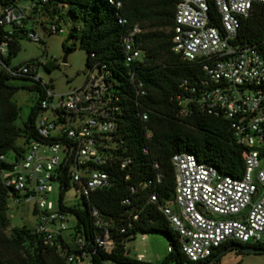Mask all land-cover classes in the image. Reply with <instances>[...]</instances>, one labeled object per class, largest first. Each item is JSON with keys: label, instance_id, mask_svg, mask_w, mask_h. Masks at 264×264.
<instances>
[{"label": "built area", "instance_id": "built-area-1", "mask_svg": "<svg viewBox=\"0 0 264 264\" xmlns=\"http://www.w3.org/2000/svg\"><path fill=\"white\" fill-rule=\"evenodd\" d=\"M50 1L37 0L29 6L0 5V27L6 40L0 42L1 60L8 56L15 33L41 42L27 18ZM109 2L114 4L113 0ZM212 2L220 17V29L212 25L208 0H178L172 29L173 51L188 62L200 64L205 79L200 80L198 89L190 90L188 98L178 96L176 101L181 118L197 109L230 122L235 142L243 149L245 171L241 179H234L200 163L193 155L173 158L175 197L171 204L160 205L159 211L177 236L180 251L192 263L205 262L231 243L257 246L264 234V42L260 48L240 46L236 40L242 20L251 16L256 5H264V0ZM40 28L44 30V25ZM47 30L50 34L66 33L57 22ZM140 32L136 26L122 40L127 67L144 61V52L135 40ZM1 65L12 77L42 82L40 62L18 68L6 66L3 61ZM90 72L81 89L66 94L47 89L36 120L39 140L28 142L21 157L0 156V163L7 166L1 172V180L9 190V204L33 206L34 232L68 264H94L92 255L96 251L85 250L80 236L65 235L70 228L69 213L63 210L68 207L64 197L73 190L75 199L89 202L93 193L112 186L103 167L112 165L117 121L123 115V108L111 92L110 72L105 67H94ZM131 79L134 82V74ZM135 88L137 97L146 95L142 83L135 84ZM138 116L144 124L148 123L147 114ZM150 136L148 132L147 137ZM131 163L122 161L121 168ZM65 176L70 177L69 190L62 181ZM55 184L59 193L57 205L49 200ZM150 202H158L156 195L150 197ZM124 203L130 205L129 200ZM92 216L96 227L102 228L97 209L93 208ZM109 235L105 230L95 241L97 248L107 254L114 248Z\"/></svg>", "mask_w": 264, "mask_h": 264}, {"label": "trees", "instance_id": "trees-1", "mask_svg": "<svg viewBox=\"0 0 264 264\" xmlns=\"http://www.w3.org/2000/svg\"><path fill=\"white\" fill-rule=\"evenodd\" d=\"M30 1L31 4L37 2ZM113 2L112 5L109 0H51L49 4L42 5L40 12L35 9L27 18L29 24L41 17H49L57 23L71 18L69 36L63 44L65 55L79 48L86 54L89 71L94 67H105L111 74V92L123 108V115L117 121L116 149L111 151L112 165L103 167L111 177L112 186L93 193L89 202L82 201L80 206L63 208L76 218L73 238L80 236L85 250L96 251L92 255L94 264H141L130 259L126 253L127 243L133 241L137 234L166 237L172 251L161 264H216L228 251L245 253L243 249L264 248L263 244L243 246L231 243L200 263L188 261L180 251L177 236L159 211L160 205L171 204L175 197L173 158L176 155H193L200 163L216 168L222 175L241 179L245 171L243 149L236 144L229 121L197 109L185 118L179 115L176 98H188L190 90L198 89L205 75L200 64L188 62L173 51L172 29L178 0ZM208 2L212 25L220 29L219 14L212 0ZM0 5L16 6L17 0H0ZM136 26L141 29L135 38L136 46L144 52V61L127 67L122 40ZM3 35L4 29L0 27V42L6 41ZM13 38L9 43L8 56L0 59V156L8 158L13 155L21 157L28 142L39 140L36 120L41 109L40 102L49 89L42 82L12 77L2 70V61L6 66H12L20 50L18 40L24 37L18 32ZM70 40L72 43L68 45ZM236 40L240 46L261 48L264 42V5H256L251 16L242 20ZM49 66H46L48 70L51 69ZM131 74H134V82ZM13 79L34 82L31 90L38 93L37 104L32 107L23 128L16 126L19 108L14 97L18 89L9 85ZM137 83H142L146 91L141 98L137 97ZM140 113L148 115L147 124L139 118ZM148 132H151L149 138ZM19 139H23L22 146L17 145ZM125 160L132 163L122 169L121 162ZM6 167V164L0 163V264H68L57 250L46 247L33 229L26 225L11 228L9 190L1 180V172ZM62 181L69 190L70 177L65 176ZM152 195H156L157 203L150 202ZM127 200L130 205L124 203ZM93 208L99 212L102 228L95 225ZM9 229L10 235H7ZM105 230L114 241L110 254L101 251L95 244L96 238L102 236ZM225 251L214 263H210Z\"/></svg>", "mask_w": 264, "mask_h": 264}, {"label": "rangeland", "instance_id": "rangeland-1", "mask_svg": "<svg viewBox=\"0 0 264 264\" xmlns=\"http://www.w3.org/2000/svg\"><path fill=\"white\" fill-rule=\"evenodd\" d=\"M30 0H17L19 6H29ZM67 8L65 9V11ZM71 18L58 22L65 30V34H50L48 27L56 23L49 17H41L37 20L30 21V25L36 29L41 38V42H32L26 38L18 40L19 52L13 59L12 66H20L32 61L42 63L40 77L42 85L48 86L50 92L54 94H66L74 89H81L85 86L91 72L86 65V54L77 48L73 53L65 55L63 44L68 39ZM37 22V23H36ZM36 23V24H34ZM40 23L44 24L46 30L40 28ZM72 41L68 42L71 45ZM67 56V62L63 63ZM50 64V70L46 68ZM9 85L18 89L14 97V102L19 108V118L16 121L18 128H23V123L29 117L31 109L37 104L38 93L31 90L35 85L32 81H24L21 79H13L9 81ZM17 145H23V139H19ZM53 195L49 196V200L55 205L58 203V186L54 185ZM73 190L66 193L64 203L68 207L80 206L81 200L75 199ZM8 216L11 220V228L15 226L26 225L30 229L36 226V217L33 213V206L17 207L9 204ZM68 227L70 230L65 235L73 233L76 226V218L70 214L67 215ZM10 235V229L6 232ZM264 245V234L261 243ZM169 248H171L165 236L160 234L142 235L137 234L133 241L126 245V253L130 259L140 261L141 264H161L169 256ZM241 251H228L216 264H264V254L257 253H240ZM142 257L140 260L139 258ZM109 264H114L109 262ZM168 264H176L169 262Z\"/></svg>", "mask_w": 264, "mask_h": 264}, {"label": "water", "instance_id": "water-1", "mask_svg": "<svg viewBox=\"0 0 264 264\" xmlns=\"http://www.w3.org/2000/svg\"><path fill=\"white\" fill-rule=\"evenodd\" d=\"M67 62V56L64 58L63 63ZM245 253H257V254H264V248H256V249H252V248H247V249H243ZM225 252L221 253L220 255H218L216 258L212 259L210 261V263H214L219 257H221L223 254H225Z\"/></svg>", "mask_w": 264, "mask_h": 264}]
</instances>
